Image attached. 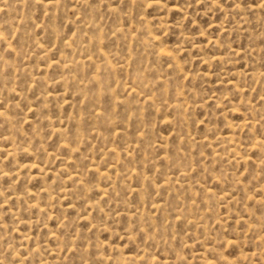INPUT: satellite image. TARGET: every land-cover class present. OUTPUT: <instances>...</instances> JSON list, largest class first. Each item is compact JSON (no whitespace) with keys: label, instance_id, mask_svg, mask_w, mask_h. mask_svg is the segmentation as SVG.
I'll use <instances>...</instances> for the list:
<instances>
[{"label":"rangeland","instance_id":"obj_1","mask_svg":"<svg viewBox=\"0 0 264 264\" xmlns=\"http://www.w3.org/2000/svg\"><path fill=\"white\" fill-rule=\"evenodd\" d=\"M0 264H264V0H0Z\"/></svg>","mask_w":264,"mask_h":264}]
</instances>
